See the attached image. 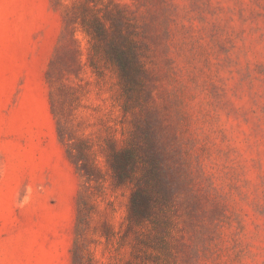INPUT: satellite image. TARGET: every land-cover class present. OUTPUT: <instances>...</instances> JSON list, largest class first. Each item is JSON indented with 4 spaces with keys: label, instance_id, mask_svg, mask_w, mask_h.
Here are the masks:
<instances>
[{
    "label": "rangeland",
    "instance_id": "1",
    "mask_svg": "<svg viewBox=\"0 0 264 264\" xmlns=\"http://www.w3.org/2000/svg\"><path fill=\"white\" fill-rule=\"evenodd\" d=\"M82 15L134 42L132 98ZM163 136L190 191L157 229L106 155L160 161ZM77 239L92 264H264V0H0V264H74Z\"/></svg>",
    "mask_w": 264,
    "mask_h": 264
},
{
    "label": "trees",
    "instance_id": "2",
    "mask_svg": "<svg viewBox=\"0 0 264 264\" xmlns=\"http://www.w3.org/2000/svg\"><path fill=\"white\" fill-rule=\"evenodd\" d=\"M71 24L79 25L82 32L90 39L93 56L116 69L124 93L128 95L129 99L132 98V93H136L137 89L143 86L144 80L140 54L134 42L121 35L113 36L111 28L106 25V22L96 17L88 19L82 15L72 19ZM94 60L92 56L89 59L90 66L93 68L96 66ZM52 63L54 65V62ZM154 127L157 132H161L159 121H154ZM161 142L160 161L153 162L146 154L142 159L132 147L118 149L111 146L106 155V164L112 173V178L118 184L129 183L132 185L129 199L130 218L136 224H151L157 229L162 223L166 227L167 220L163 219V214H167L168 211L165 209L169 203L188 196L190 191L185 170L179 162L174 160L177 154L172 145L165 136L162 137ZM71 150H75L79 160L82 161L80 170L86 179L98 181L100 173L89 159L90 145L88 142L78 141L71 146ZM137 167L140 170L139 175L135 173ZM152 180L156 181L155 186L152 185ZM153 187H155L154 190ZM151 193H154V196H151ZM142 242H145L143 238ZM73 262L74 264H92L86 257L79 239L74 244Z\"/></svg>",
    "mask_w": 264,
    "mask_h": 264
}]
</instances>
